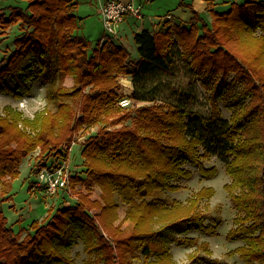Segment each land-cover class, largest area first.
<instances>
[{"label": "trees", "instance_id": "1", "mask_svg": "<svg viewBox=\"0 0 264 264\" xmlns=\"http://www.w3.org/2000/svg\"><path fill=\"white\" fill-rule=\"evenodd\" d=\"M24 1L25 8L0 13L1 38L12 26L21 28L12 51L1 60L0 90L21 98L30 92L31 78H37L48 85L58 82L47 88L49 99L77 102L73 106L59 100L54 111L33 119L4 106L0 113L3 199L9 197V182L19 174L22 159L34 149L40 157H48L69 145L86 125L103 121L119 126L100 127V138L81 149L86 177L72 176V186L81 183L86 191L75 190L73 207L57 208L44 222H31L28 229L33 231L26 229L24 235V228L14 232L0 214V264H74L70 251L77 239L86 254L83 264H135L136 250L142 254V264L170 263L165 241L191 246L196 240L186 232L216 233L218 220L205 224L199 207L213 189L201 187L185 203H168L156 192L178 190L174 179L191 175L186 164H197L203 177L214 176L216 167H205L202 161L216 152L230 158L225 163L230 182L224 188L236 214L227 238L244 240L234 251L246 264H264V0L232 2L223 11L215 9L216 0H203L212 16L210 25L198 27L200 18L193 12L190 23L171 25L165 20L158 30L143 28L133 36L138 52L133 62L124 45L108 40L100 45L101 39L93 45L76 32L82 18L75 13V0ZM223 25L233 30L225 44L209 33ZM252 37L257 38L255 45ZM232 42L244 47L230 52ZM231 53L229 63L214 57ZM176 60L186 63L208 92L209 116L168 102L138 106L133 117L129 110L119 112L115 88L120 74L131 77L132 99L150 100L155 86L147 87L145 78L154 72L171 75ZM67 75L73 77L71 88L60 83ZM6 77L14 82L13 88ZM220 101L230 111L228 123L223 121ZM127 119L130 124L124 123ZM94 185L100 189L98 198L91 197ZM117 199L126 210L115 225ZM89 209L97 212L91 215ZM121 223L129 225V232Z\"/></svg>", "mask_w": 264, "mask_h": 264}, {"label": "rangeland", "instance_id": "2", "mask_svg": "<svg viewBox=\"0 0 264 264\" xmlns=\"http://www.w3.org/2000/svg\"><path fill=\"white\" fill-rule=\"evenodd\" d=\"M78 1L79 3L75 8V12L82 19L81 23L78 24L76 32L89 39L93 45L99 39H101L100 45L104 40L124 45L130 52L132 62L138 58L137 46L133 38L135 32L143 28L153 31L158 30L165 20H168L171 25L190 23L194 15L193 12H197L199 15L200 20L197 21L196 25L200 28L203 23L210 25L212 20L209 9L203 0H135L136 4L141 3V17L136 18L131 14H126L117 28V35L109 38L106 37L101 16L97 9V3L100 0ZM242 1L216 0L214 7L216 10L223 11L229 9L232 2ZM26 4L27 2L24 0H0V13L4 12L7 15L10 8H25ZM20 29L18 25H14L8 30L9 33L4 38L0 36V66L2 65L1 60L6 58L12 51L14 46L13 39ZM216 31L214 28H211L209 33H213L215 37L221 38L222 44H225L224 40H229L233 30L223 25ZM256 39L254 37L251 38L254 45L256 44ZM225 47V45H222L221 48L226 51ZM230 47L229 51L230 49L236 51L237 48L244 46L240 44L235 45L232 42ZM214 57L217 60L229 63L231 58H233V54H216ZM244 61L247 62L248 60L245 59ZM29 63L30 61L26 60L24 65H28ZM145 79L144 84L147 87L155 86L152 93L153 99L138 101L131 98L133 90L131 77L126 74L118 76V85L115 91L119 95L117 104L122 108L119 111L120 113L129 110L131 117H133L135 109L138 106L168 102L183 104L195 112L205 116L210 115L208 92L192 77L189 66L186 63L176 60L175 69L171 75L154 72ZM5 81L9 86L14 87V82L11 78L6 77ZM60 83L67 88H71L73 86V77L67 75ZM57 84L58 82L48 85L47 83H42L37 78H31L28 82L30 92L24 94L21 98H15L12 94L0 90V113H3L4 106H10L12 109L19 110L23 117L33 119L36 115L40 116L48 110L54 111L59 100L67 101L71 105L76 106V99H49L47 97V88H55ZM89 88L90 86L86 87L85 90L87 91ZM122 100L126 101L123 105L119 103ZM219 105L223 121L228 123L230 111L224 106L223 101H220ZM124 123L130 124L131 119L125 120ZM103 126L113 128L118 127L119 124L115 123L112 125L100 121L95 124L86 125L75 134L69 145L62 146L56 152L53 151L48 157H40L38 155V148H36L22 159L18 166L19 174L9 182V197L3 199L4 195H0V214L6 217L7 223L12 226L14 232H18L21 228H24L22 235H24L26 229L32 232V229H28L31 222L35 220L44 222L57 208H67L75 205L77 199L75 190L83 189V191H86L81 183L75 182L72 186V179H74L72 176L86 177V166L80 151L91 139L100 138L97 132ZM21 127L24 126L21 125ZM25 129L30 128L25 127ZM229 159V157L224 156L222 153L216 152L209 160H203L202 163L205 167L214 165L217 169L216 174L211 177H203L198 170L197 164H186L185 167L190 169L191 175L189 177L181 176L174 179L173 182L180 186L178 190L156 192L157 196L165 199L168 203L172 200L185 203L201 187H211L213 189L212 196L202 198L199 202V207L202 211L203 222L205 224H213L218 220L216 233L204 234L195 230L186 232V236L194 237L196 240V243L191 246H182L171 241H165L164 245L171 256V262L168 264H210L209 261L212 259H216L217 264H246L239 254L234 251L236 247L243 245L244 240L242 238L236 240L227 238V232L233 225V217L236 214L235 208L224 188V184L230 182V176L225 170V163ZM44 167L49 172H54L51 168H62L64 172L68 173L67 186L63 187V190L58 188V190L60 189L59 191L55 188L53 193L49 192L50 194L45 193L42 188L37 187L35 181ZM99 194V187L94 185L91 197L98 198ZM117 203L119 208L115 225L120 224L119 220L123 218L126 210V206L118 199ZM88 212L94 215L97 210L89 209ZM121 225L125 233L129 232V225L126 223H121ZM70 254L74 259V264H83L86 254L83 251V244L80 239H77V243L72 246ZM132 259L135 264H142L143 257L140 250L134 252ZM150 259L155 258L153 256Z\"/></svg>", "mask_w": 264, "mask_h": 264}, {"label": "built area", "instance_id": "3", "mask_svg": "<svg viewBox=\"0 0 264 264\" xmlns=\"http://www.w3.org/2000/svg\"><path fill=\"white\" fill-rule=\"evenodd\" d=\"M140 8V3L136 4L135 0H105L100 5L99 14L106 32V37H115L117 35V28L126 14L140 18ZM119 103L123 105L126 101L122 100ZM42 169L35 183L45 193H53L55 188L56 190L58 188L63 190V187L67 186L68 173L64 172L62 168H51L54 172L47 171L45 167Z\"/></svg>", "mask_w": 264, "mask_h": 264}, {"label": "crops", "instance_id": "4", "mask_svg": "<svg viewBox=\"0 0 264 264\" xmlns=\"http://www.w3.org/2000/svg\"><path fill=\"white\" fill-rule=\"evenodd\" d=\"M76 2H77V4L79 3V1L78 0H75ZM105 0H100L98 3H97V9L99 10V8H100V5L104 2ZM76 13V12H75ZM168 15V14H167Z\"/></svg>", "mask_w": 264, "mask_h": 264}]
</instances>
